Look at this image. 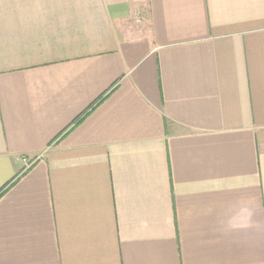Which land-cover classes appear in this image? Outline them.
<instances>
[{
	"label": "crops",
	"instance_id": "1",
	"mask_svg": "<svg viewBox=\"0 0 264 264\" xmlns=\"http://www.w3.org/2000/svg\"><path fill=\"white\" fill-rule=\"evenodd\" d=\"M0 264H264V0H0Z\"/></svg>",
	"mask_w": 264,
	"mask_h": 264
},
{
	"label": "trees",
	"instance_id": "2",
	"mask_svg": "<svg viewBox=\"0 0 264 264\" xmlns=\"http://www.w3.org/2000/svg\"><path fill=\"white\" fill-rule=\"evenodd\" d=\"M93 108V107H92ZM90 111L84 113V115H82L81 117H79L75 122H74V126L80 124L83 120L84 117L89 113Z\"/></svg>",
	"mask_w": 264,
	"mask_h": 264
},
{
	"label": "built area",
	"instance_id": "3",
	"mask_svg": "<svg viewBox=\"0 0 264 264\" xmlns=\"http://www.w3.org/2000/svg\"><path fill=\"white\" fill-rule=\"evenodd\" d=\"M23 160H24V162H25L26 164L31 163V161H29V159H23Z\"/></svg>",
	"mask_w": 264,
	"mask_h": 264
}]
</instances>
